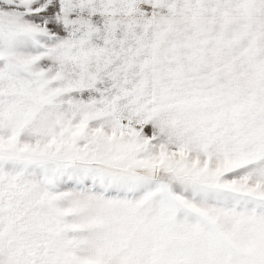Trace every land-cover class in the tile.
Instances as JSON below:
<instances>
[{
    "label": "snow or ice",
    "instance_id": "snow-or-ice-1",
    "mask_svg": "<svg viewBox=\"0 0 264 264\" xmlns=\"http://www.w3.org/2000/svg\"><path fill=\"white\" fill-rule=\"evenodd\" d=\"M0 264H264V0H0Z\"/></svg>",
    "mask_w": 264,
    "mask_h": 264
}]
</instances>
